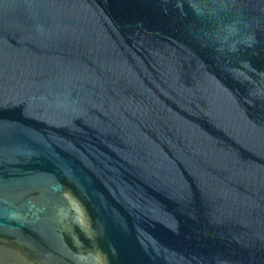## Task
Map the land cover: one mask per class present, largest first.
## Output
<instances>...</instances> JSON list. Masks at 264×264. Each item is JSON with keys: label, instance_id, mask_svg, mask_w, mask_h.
I'll return each mask as SVG.
<instances>
[{"label": "water", "instance_id": "95a60500", "mask_svg": "<svg viewBox=\"0 0 264 264\" xmlns=\"http://www.w3.org/2000/svg\"><path fill=\"white\" fill-rule=\"evenodd\" d=\"M0 264H264V0H0Z\"/></svg>", "mask_w": 264, "mask_h": 264}]
</instances>
